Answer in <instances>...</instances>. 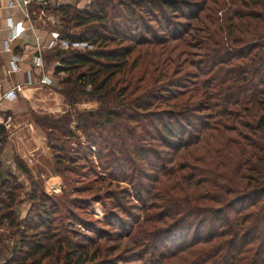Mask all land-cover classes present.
<instances>
[{"label":"trees","instance_id":"trees-1","mask_svg":"<svg viewBox=\"0 0 264 264\" xmlns=\"http://www.w3.org/2000/svg\"><path fill=\"white\" fill-rule=\"evenodd\" d=\"M50 7L62 24L59 38L91 47L49 52L47 58L57 61L59 93L71 106L87 96L99 111L103 99H114L113 109L88 118L99 119L95 125L108 133L100 148L113 163L120 159L115 166L122 176L102 168L107 176L100 181L113 188L104 197L112 202L103 199L108 210L95 237L81 235V241L78 230L71 233L74 216L31 185L24 192L26 215L16 221L21 184L12 175L0 179V229L18 233L15 257L4 264H120L130 258L138 264H264L258 232L264 231V37L241 35L255 33L259 21L264 30V0H96L84 10L68 3ZM174 12L186 21L183 33H174ZM73 27L84 29L68 33ZM187 48L196 52L188 61L192 73L179 63L193 54ZM61 119L42 123L52 130L56 157L62 151L57 144L69 134ZM0 137L3 143L1 127ZM120 178L133 191L128 205L127 195L114 191ZM62 215L70 220L64 231ZM115 240L127 245L109 258L117 250L106 243Z\"/></svg>","mask_w":264,"mask_h":264},{"label":"rangeland","instance_id":"rangeland-1","mask_svg":"<svg viewBox=\"0 0 264 264\" xmlns=\"http://www.w3.org/2000/svg\"><path fill=\"white\" fill-rule=\"evenodd\" d=\"M58 1L59 3L63 4L68 3L71 7H74V9L76 10H84L89 4H91L92 2H96V0ZM115 1L117 0H111V2ZM176 8L182 7L177 4ZM183 10L184 12H186L189 10V8L187 9L186 7H184ZM172 14H174V17H176L175 19H171L169 17L174 33H183V23H186V21L181 17H177V12H174ZM216 17H219V12L216 14ZM90 27H92V25L86 26L85 31L87 30V28ZM83 29L84 28L82 27H73L70 28L67 32L71 34L74 33L75 35L77 33H81ZM255 29L256 32L252 33V35L251 33H241V35L245 38L248 35L254 38L257 35L260 37H264V30L261 29L260 21L257 23ZM95 31H97V28H95ZM189 33L195 32L191 31ZM56 34H58L59 36L61 35L59 33ZM198 35L202 36L204 34L202 32H199ZM193 42L194 41L191 40V43ZM67 46L72 50H91V47L83 42L70 41L69 43H67ZM187 50V53L193 54H191V57H181L179 59V63L183 67L184 73L186 71H188V73H192V67L189 68L188 61L190 59L192 60V58H195L196 52L192 48H187ZM193 81L194 78L191 77L187 82L188 86L192 87ZM139 93V90H137L133 93V96L131 97H134ZM120 98L123 100L126 99L125 96H121ZM76 100V103L72 106L66 104V112H64L65 114L63 116V118L65 119L63 120L62 118L61 120L63 121L60 120V123L64 122V124L66 125V129L69 134L67 135L68 140L65 141V144H57L59 146L62 145V151L60 152L59 156L56 157L55 155V153L57 152V149H55L56 144H53L54 147L53 145L49 146V143L52 141L49 140L48 135L52 133H46V145H48V148L44 150L31 151L29 149L25 150L22 148L21 151H17V155L19 152H21L22 155H24L23 158H29V161L26 160L27 164H20V160L17 158L18 156L12 157L11 162H8L6 166H3V169L1 168L0 179L6 178L7 175H12L15 178V181L21 184L22 189L16 191V193L18 194V202L14 206L16 221L22 220L26 215V211L29 207V202L24 192H27L31 185L35 190L40 191L44 195L48 196L49 200L57 204V206L61 204L62 213L67 211V213H70L74 216L75 219L72 223L73 228L71 233L74 234L75 231L78 230V232L80 233L78 241H81L83 240L81 238V235L95 237L93 232L100 227V223L103 220V216L108 210V202H106L107 199L104 197V195L105 193H108V191H111L113 188H107L106 184L100 181V177L107 176V172H104L102 168L107 171H110L108 173H110L111 175H114V173L116 175L120 173V175L122 176V174L121 168H118L119 165L117 167L115 166L117 162H120V159H117L113 163V161L110 160V157H106L105 152H102L100 148V146L105 140L104 137H107L108 133H103L102 130L99 129L98 125H95V123L99 122V119L96 120V117L88 118L89 113L92 114V112H97L96 114H98L99 112L101 113L104 112V110L111 108L109 105L110 102H114V99L110 97L103 99V103H101L103 104V106L100 111V107H97L99 105H96L94 102L89 100L87 96H77ZM106 103L109 104L107 105ZM78 114L80 116L79 118L77 117ZM65 116L68 118H66ZM41 123L47 124L45 123V121H41ZM138 133L139 132L137 131L136 135H138ZM56 134H58V132ZM26 146H28V143ZM198 147V152L203 150V147H201L200 144L198 145ZM205 147L206 149L203 152L208 153L210 145H205ZM53 149H55V151H53ZM194 153L197 154L195 151ZM58 160H62V163L58 162ZM71 161L74 162L72 166L69 165ZM19 165L21 170L20 168H18ZM110 165L112 167L114 165V168L110 167ZM146 173L150 174L149 170H145L144 174L146 175ZM120 179L123 181L122 178ZM117 184L118 186L114 189V191L120 189V191L123 192V194L121 195H127L129 202H126L125 205H128L130 202H132L130 198L135 199L131 187L128 186L124 181L117 182ZM242 187L243 186H241V188ZM75 189H77V193L75 192ZM140 195L142 196V192H140ZM91 198L92 200H89ZM104 198L106 200H103ZM107 201L112 202V199L109 198V200ZM56 202H58L59 204ZM46 207L51 208L49 205H46ZM37 211L38 210L33 212L38 213ZM41 215L44 216L43 213H38L35 216L40 217ZM49 217L52 218L53 215ZM61 219L63 222L62 231H64L65 228L70 225V220H66V217L63 215L61 216ZM44 221L45 219H43V222ZM34 223L35 221L32 220V224ZM102 229L107 231L106 229H110V227L103 226ZM68 232H70V229L68 230ZM258 232L262 235L260 238V242L262 243V251L264 253V231L263 229L259 228ZM17 234L18 233L15 227L0 229V237L2 235V242L0 245V264H4L9 259L15 257L12 250L14 243H16L18 239ZM69 234L68 237L72 236V234ZM108 245L114 248L116 247L117 250L115 252H111V254L109 255V258H111L117 253H119V251L122 250L127 244L126 240L121 241L119 244L118 241L115 240L114 242L108 241L106 243V246ZM122 255H124V253H122ZM47 262L49 261H44L43 263L46 264ZM120 264H138V261L130 258L124 259L123 261H121Z\"/></svg>","mask_w":264,"mask_h":264},{"label":"crops","instance_id":"crops-1","mask_svg":"<svg viewBox=\"0 0 264 264\" xmlns=\"http://www.w3.org/2000/svg\"><path fill=\"white\" fill-rule=\"evenodd\" d=\"M8 3L9 0H0V122L9 124L7 129L0 124L4 131L0 149L2 169L14 156H18L20 164H27L29 158H23L21 152L17 155L22 148L30 151L47 149L46 133L52 130L38 120L58 121L67 107L53 75L57 61L47 58L53 49L68 48L67 42L56 34L62 29L61 22L58 19L59 24H43L35 20V16L27 20L18 5L9 7ZM50 6L46 7V12L53 13ZM26 9L32 13L35 6L29 5ZM18 21L22 22L24 30L9 40V27ZM34 58L38 59L39 65H34ZM12 87L19 89L15 99H2L1 94Z\"/></svg>","mask_w":264,"mask_h":264},{"label":"built area","instance_id":"built-area-1","mask_svg":"<svg viewBox=\"0 0 264 264\" xmlns=\"http://www.w3.org/2000/svg\"><path fill=\"white\" fill-rule=\"evenodd\" d=\"M56 3L58 4L59 1L58 0H9L8 6L12 7L14 5H18L19 8L22 10L24 18L27 20H31V17L35 16V20L42 21L41 23L43 24L56 25V24H59L57 16L54 15L52 12L51 13L46 12L47 10L46 7H48L49 5L53 6ZM29 5L35 6V10L32 13L28 12L26 9ZM9 29H10L9 40H12L18 37L20 33H22V31L24 30V27L22 25V22L18 21V22L13 23L9 27ZM33 62H34V65H39V61L37 58H34ZM42 82L43 83L46 82V79H42ZM17 90H19L17 89V87L9 88L1 94V98L7 101H11L15 99ZM7 123H8L7 121L0 122V124L3 125L5 129L9 127V124ZM1 147H2V138L0 137V148Z\"/></svg>","mask_w":264,"mask_h":264}]
</instances>
